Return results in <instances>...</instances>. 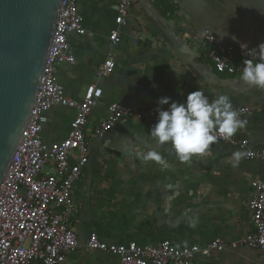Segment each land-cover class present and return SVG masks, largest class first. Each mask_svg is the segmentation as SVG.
Masks as SVG:
<instances>
[{"label":"crops","instance_id":"obj_1","mask_svg":"<svg viewBox=\"0 0 264 264\" xmlns=\"http://www.w3.org/2000/svg\"><path fill=\"white\" fill-rule=\"evenodd\" d=\"M79 12L92 35L69 37L75 61L59 68L58 81L65 95L76 100L88 84L98 82L102 98L85 129L92 156L72 193L76 211L70 225L79 247L63 264H121L116 257L87 250L85 243L92 232L113 244L153 245L170 240L180 247L199 248L216 238L228 244L249 234L251 183L264 180V163L248 161L243 151L217 143L190 162L179 161L170 145H160L163 165L144 161L141 157L148 151L137 147L135 156L118 158L106 152L107 145L126 131L155 141L150 134L153 126L144 124L121 127L101 141L89 135L110 102L166 110L169 105H159L160 98L183 103L199 89L210 101L227 95L233 108H246L245 126L235 136L264 149V90L246 84L240 76L216 73L202 41L208 30L222 44L259 48L264 41V0H175L174 4L133 0L113 50L115 70L102 80L97 79L96 69L106 57L115 4L79 0ZM184 41L197 48V57L191 60L177 52ZM73 115L67 108L51 109L42 139L47 143L62 140ZM236 153L241 154L238 163L233 159ZM190 264H264V254L226 249L207 258L197 256Z\"/></svg>","mask_w":264,"mask_h":264},{"label":"built area","instance_id":"obj_2","mask_svg":"<svg viewBox=\"0 0 264 264\" xmlns=\"http://www.w3.org/2000/svg\"><path fill=\"white\" fill-rule=\"evenodd\" d=\"M115 4L113 27L107 37L106 57L96 69L98 80L115 70L113 50L119 44V29L126 24L133 0H112ZM168 1L171 4L175 0ZM71 35L91 37L79 12V0H62L51 46L35 102L22 132L14 157L0 183V264H63L76 251L79 242L70 225L75 213L73 188L81 170L92 156L85 133L92 110L100 103L102 89L98 82L85 88L80 100L65 95L58 81L63 65L75 61L70 45ZM203 44L213 69L218 74L241 76L245 60L257 61L260 49L233 47L217 41L208 30L202 34ZM264 44V41H263ZM56 107L74 111L66 136L47 143L41 137L47 113ZM241 119L249 114L243 107L234 108ZM105 116L92 129L89 138L101 141L132 123L154 126L158 112L152 108H134L110 102ZM244 152L248 161L264 163V149L249 145L246 138L235 135L231 140L218 139ZM252 231L234 242L212 240L206 247H180L170 240L157 244L129 241L113 244L101 241L95 232L89 234L85 246L89 251L116 257L121 264H190L197 257L207 258L226 249H250L264 254V180L251 183L247 202Z\"/></svg>","mask_w":264,"mask_h":264},{"label":"water","instance_id":"obj_3","mask_svg":"<svg viewBox=\"0 0 264 264\" xmlns=\"http://www.w3.org/2000/svg\"><path fill=\"white\" fill-rule=\"evenodd\" d=\"M62 0H0V183L14 157L35 102ZM149 46L150 42H145ZM189 59L197 48H178ZM140 151L158 152L148 136L123 132L106 152L121 158Z\"/></svg>","mask_w":264,"mask_h":264},{"label":"clouds","instance_id":"obj_4","mask_svg":"<svg viewBox=\"0 0 264 264\" xmlns=\"http://www.w3.org/2000/svg\"><path fill=\"white\" fill-rule=\"evenodd\" d=\"M260 55L256 62L245 60L240 79L248 85L264 90V44L259 46ZM159 105H169L164 110L158 107V120L150 134L159 145H170L179 161L190 162L194 157L207 153L218 139L231 140L245 126L241 114L233 108L227 95L210 101L202 90L187 95L183 103L162 97ZM240 153L233 159L238 163ZM144 161L164 164L159 152L149 151L141 157Z\"/></svg>","mask_w":264,"mask_h":264}]
</instances>
